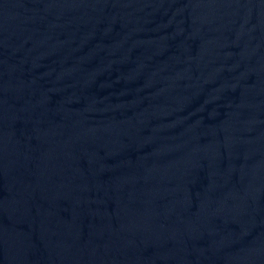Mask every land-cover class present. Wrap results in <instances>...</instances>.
Listing matches in <instances>:
<instances>
[{"label": "water", "instance_id": "water-1", "mask_svg": "<svg viewBox=\"0 0 264 264\" xmlns=\"http://www.w3.org/2000/svg\"><path fill=\"white\" fill-rule=\"evenodd\" d=\"M0 264H264V0H0Z\"/></svg>", "mask_w": 264, "mask_h": 264}]
</instances>
